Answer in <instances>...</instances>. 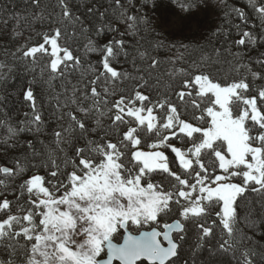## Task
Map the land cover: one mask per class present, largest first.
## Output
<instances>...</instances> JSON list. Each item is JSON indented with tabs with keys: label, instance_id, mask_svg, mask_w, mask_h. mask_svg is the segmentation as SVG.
Returning <instances> with one entry per match:
<instances>
[{
	"label": "snow or ice",
	"instance_id": "obj_1",
	"mask_svg": "<svg viewBox=\"0 0 264 264\" xmlns=\"http://www.w3.org/2000/svg\"><path fill=\"white\" fill-rule=\"evenodd\" d=\"M178 2V9L172 0H167V3H164V0H152L151 4L145 0L141 5L146 12L162 6L161 14L155 17L158 34L162 33L159 35L160 48H163L164 40H189L202 35L201 18L212 12L218 14L215 0ZM84 3L92 4V0H75L77 5L83 6ZM115 3L116 10L112 7L113 0H107L108 6L101 12L102 0H96V3L83 13L84 19H81V16L73 11L72 0H57L58 15L63 18L62 22H67L63 28L65 41L74 42L77 32L88 33L90 28L86 25V20L92 25L95 37L118 32V29L113 27V22L118 15L123 19L124 13L118 10L119 0H115ZM249 5L260 20L261 31L258 34L242 31L241 24L249 23V17L243 9H232L241 23L227 22L242 36L231 44L246 45L251 51L258 45H264V0H249ZM45 9H52L48 20L50 25L54 24L56 9L51 4H44L43 0H25L23 19L30 21L35 17V10ZM6 11V8H0V13ZM20 18L15 13L9 14L3 18L2 23L7 27L11 21ZM127 19L133 20L134 17L128 16ZM225 19L227 20V16ZM69 27L72 28L71 32ZM131 27L132 25H129V28ZM61 35L62 30L57 26L54 34L43 36L44 42L38 47L21 50L18 54L32 57L37 52H46L45 45H50L51 56L55 57L51 60V71L57 72L63 63L64 67L60 69L63 74L68 70L69 62L79 65L80 60L73 56L68 47L58 44ZM132 35H135V32ZM214 35H223L221 48L224 44H229L228 31L221 33L217 30ZM124 45V40L113 36L106 43L89 39L87 46L88 52L102 55L104 71L96 80L103 78L108 82L110 74V78L130 81L133 89H141L136 90L134 96H121L114 103L113 107L117 110L114 117L110 115L112 108H109L107 113L99 111L96 103L99 93L96 87L91 89V96L95 98L92 106L79 108V112L84 113L83 120L77 119L72 112L59 111L68 106L67 102L61 105L57 100V107L50 109V119L57 123L65 121L66 118L69 121L68 126L63 128L68 136L65 143L77 157V161L72 162L76 170L67 174L70 191H65L62 196L56 198L49 188L44 186V175L35 174L30 178H23L26 168L20 167L19 164L16 172L9 167L0 168V172L9 177H21L20 188L26 189L30 196L35 197L29 202L34 205L36 211L29 210L22 219L27 221L28 225L37 226L35 232L31 227L17 231L13 222L21 221V217L7 215V218L2 220L0 256L4 258L0 259V264H17V261L24 264L22 255L27 257V264H36L37 255L48 257V252L41 251V248L46 249L49 243L55 248L56 264H102L97 257L104 251V242L116 231L118 223L127 224L131 221L132 224L140 225L143 221L147 225L158 221L161 213L172 214L173 211L179 216L180 222L175 224L177 243H173L168 249L169 257H177L179 240L184 238V233L189 228L194 227L199 233L197 246L200 244V238L214 236L219 252L231 251L235 254L238 249L247 248L248 251L243 253L244 264H264V245L248 235V231H251L264 238V231H260L261 226H264V112L257 106V99L264 105V87L256 84L257 80H264V76L249 67L253 58L248 57L246 63H241L239 61H243L246 53H234L238 63H227L239 79H232V82L228 83L222 81L228 80L231 74L218 81L211 76L210 70L206 73L203 70L204 65L193 59L192 67L180 72L184 78L175 85H169L165 92L161 93L157 85L152 83L151 71H146L144 75H133L127 71L117 72L110 66V62H119L121 55L128 57ZM61 51L62 58L58 56ZM214 51L219 52V49ZM140 57L144 58L145 53L141 52ZM260 57L255 63L264 67V52L260 53ZM155 65L156 61L152 60L149 68ZM241 69H246L247 74L251 75L250 82H246L247 74L242 75ZM91 83L95 84L96 81ZM30 85L42 87L51 94L50 83L32 80ZM181 86L182 90H177ZM104 91L107 93L108 88L105 87ZM193 91L195 97L199 98L198 102L193 99ZM250 92H258V97L252 95L249 98L246 93ZM173 96L179 103L172 99ZM24 98L31 102L32 116L29 117L25 113L19 132L36 137V144L39 145L37 147L31 140L25 142L27 151L24 158L27 167L45 171L55 168L56 170L50 171L49 174L51 177H57L60 166L46 152L44 142L39 139L47 135V125L36 107L32 86L24 92ZM4 99L6 97H0V101ZM83 99L88 100L89 97L84 95ZM71 102L76 103V100ZM136 102H139V106H136ZM103 103L107 104L108 101ZM154 109L159 110V115L154 114ZM94 110L95 126L86 127L87 121L93 117ZM105 116L111 121L107 127L102 126V118ZM125 117L132 118L136 126L128 127L120 138L121 126L129 124ZM73 124L79 128L78 136L74 134ZM89 133H102L100 141L115 135L118 143L111 140L100 143L88 139ZM54 135L58 141L62 138L60 131H56ZM173 138L185 145L184 150L170 142ZM80 141L84 142V147L75 146ZM25 144L19 143L18 140L11 144L5 141L6 147L9 148L20 149L24 148ZM169 149L174 154L172 159L166 155V150ZM59 151L64 152V149L60 148ZM97 157L101 158L97 160ZM64 163L67 165L69 161L65 159ZM194 165L198 166L199 171ZM173 168L177 170L174 171ZM217 168L222 170V175H214ZM77 172L81 174L78 175ZM193 175L195 183H190ZM234 178L238 182H233ZM48 183L56 191L68 187V184L61 183L58 188L52 180ZM0 184H4V181L0 180ZM197 189L199 194L193 199L192 193ZM41 196L43 198H40ZM181 198L186 203H181ZM78 201H82L83 205L77 203ZM10 203L8 199H4L3 203H0V210H9ZM61 206H64V210H61ZM206 210L209 215L214 212L218 221L214 220L208 225L207 218L203 215ZM74 213H79V220L88 226L79 228L78 231V218ZM34 216L40 217L38 223ZM182 221L190 223L186 227ZM38 228L42 230L37 231ZM78 232L84 233L87 239L81 243H73L75 250H72L68 245ZM21 237L25 241H35L31 244L30 257L26 244H21L18 239ZM159 250L158 245L140 243L129 238L124 247L111 244L108 246L109 256L106 264H111L113 259L121 260L122 264H137L144 255L155 256ZM184 264L188 262L185 261Z\"/></svg>",
	"mask_w": 264,
	"mask_h": 264
},
{
	"label": "trees",
	"instance_id": "obj_2",
	"mask_svg": "<svg viewBox=\"0 0 264 264\" xmlns=\"http://www.w3.org/2000/svg\"><path fill=\"white\" fill-rule=\"evenodd\" d=\"M144 2L145 0H119L118 10L123 12L124 16L121 19L118 15L113 22V27L117 28L118 32L108 33L103 37H95L92 25L86 20L85 23L90 28V31L88 33L77 32L75 41L73 42L71 40L65 41L64 39L63 28L67 22H62L63 18L58 15L57 0H43L44 4H51L56 9L55 23L51 25L49 24L48 16L52 9L35 10V17L28 21L23 19L25 15V0H0V8L7 9L6 12L0 13V66H3L0 67V97H6V99L0 101V168L9 167L16 172L17 164H19L20 167L26 168L23 178L40 174L45 176L46 182L52 179L53 181H59L60 184L63 183L64 180H67V174L76 170L72 162L77 161V157L72 148L65 143L68 136L64 133L63 128L68 126L69 121L67 118L60 123L50 119V109L57 107V100H59L61 105L65 102L68 105L66 108L59 109V111L65 113L72 112L77 119L83 120L84 113L79 112V108L92 106L95 98L91 96V89L92 87H96L99 93V99L96 100L99 111L107 113L108 109L112 108L110 115L114 117L117 112L113 107L114 103L121 96L129 98L134 96L136 90H141L138 87L133 89L130 81H122L120 78H110V74L108 82H105L103 78L96 80V77L104 71L102 67V55L87 51L89 39L106 43L115 36L116 39L124 40V48L129 54L128 57L125 58L121 55L118 58L119 62H110V66L117 72L127 71L133 75H144L146 71H151L153 74L152 83L157 85L161 93H164L169 85H175L184 78L180 75V72L181 70H189L192 67L193 59L204 65L203 70L206 73L210 70L211 76L218 81L225 75L231 74L228 80L222 81L223 83H228L232 82V79H239V77L235 76L227 61H232L233 64L238 63V58L234 56V53L243 52L246 53V56L243 61L239 62L246 63L248 57H252L253 62L249 67L252 71L259 72L261 76H264V67L255 63L256 59L261 58L260 53L264 52V45H258L257 48L249 51L246 45L231 44L232 41L242 38L227 22L231 21L233 24L241 23L235 16V13L232 12L233 8L243 9L249 17L248 25L241 24L242 31H251L257 34L261 31L259 26L260 20L252 11L248 0H215L218 5V14L212 12L201 18L203 25L202 35H197L189 40H164L163 48L158 46L161 43L159 35H162V33L158 34V29L155 27L157 23L155 17L161 14L162 6L156 10H148L146 12L141 7ZM147 2L151 4L152 0H147ZM172 2L178 9V0H172ZM95 3L96 0H92V4L84 3L81 6L75 4V0H72L71 6L73 11L77 15H80L81 19H84L83 13ZM102 3L103 6L100 7L101 12L108 6L107 0H102ZM164 3H167V0H164ZM112 7L114 10L117 9L115 0H113ZM13 13L21 18L11 21L5 27L2 23L3 18ZM128 16H132L134 19L128 20ZM226 16L227 20L225 19ZM129 25H132V27L129 28ZM252 25H256V27H252ZM57 26L62 30L61 38L58 40L59 45L61 47H68L72 51L73 56L80 60L79 65L69 62L68 70L63 74H61L60 69L64 67V64L57 72L50 70V59L46 52V54L37 52L32 57H23L18 54L21 50L38 47L44 42L43 36L54 34V29ZM217 30L221 33L224 31L229 32L228 41L231 46L224 44L223 48H221L220 43L224 37L223 35L216 37L214 32ZM71 31L72 28L69 27V32ZM133 32H135V35H132ZM121 33H125V35H120ZM214 49H219V52L214 51ZM141 52L145 53L144 58L140 57ZM205 57L208 59H205ZM133 60H135V67H133ZM152 60L156 61V65L153 68H149ZM137 69H139V72H137ZM240 71L242 75L247 74L246 69H241ZM32 80H43L45 83H50L51 94L44 91L42 87L30 85V81ZM251 80V75L247 74L246 82H250ZM92 81H96V83L93 84L91 83ZM256 84L257 86L264 87V80H257ZM29 86L33 87L36 97V107L47 125V135L41 136L39 139L44 142L46 152L60 166L57 177H51L49 174L50 171H55V168H49L47 171L44 169H28L24 158V153L27 151L25 142L31 140L36 144V137L19 132V128L23 126L21 121L25 119V113L29 117L32 116L31 102L26 101L24 98V92ZM105 87L108 88L107 93L104 91ZM121 89H124V91H121ZM177 90H182V86ZM84 95H87L89 99L84 100ZM193 95L194 98H198L195 97L194 91ZM246 95L249 97L256 95L258 97V92H250L246 93ZM172 99L176 100V97L173 96ZM72 100H76V103H72ZM105 100L108 101L107 104L103 103ZM176 102L179 103L178 100ZM257 102L258 105H261L259 99H257ZM145 103L147 104V102ZM136 105H139V102H136ZM154 113L157 115L159 110L154 109ZM95 118L96 112L94 110L93 117L87 121L86 127L95 126ZM125 119L129 120V124L121 126L120 138H122L123 132L129 126H135V123L131 120L132 118L125 117ZM110 122L107 116L102 118L103 127H107ZM73 128L75 129L74 134L78 136V126L73 124ZM9 129H12V131H9ZM56 131L61 132L62 138L59 141L54 135ZM100 135L102 133H89L88 139L100 143H107L108 140L118 143L115 135L106 137L104 141H100ZM17 140L19 143L25 144V147L20 149L6 147L5 141L11 144ZM36 146L39 147L38 144ZM75 146L84 147L85 144L83 141H80ZM60 148H63L64 152H60ZM65 159L69 161L67 165L64 163ZM96 159L98 160L100 157ZM61 173H64V175H61ZM4 175L6 174H1L0 172V180L4 181V184H0V198L5 197L9 199L11 208L16 209L18 215L23 216L27 212L29 204L26 198H24L25 195H22L24 189L20 188L22 178L12 177L9 180V177ZM212 221L208 219V225L212 224ZM194 229V227L192 229L189 228L185 233L184 239L179 240L178 255L172 264H184L185 261L188 264H237V262L244 264L243 253L248 251L247 248H241L235 254L232 252V254L227 255L225 252L222 253L217 250L215 237L210 236L207 240L200 238V244L203 241L202 243L206 245L205 249L203 248L204 245L203 247L200 244L197 246L199 233ZM260 231H264V226H261ZM248 233L252 239L264 245V238H261L259 233L253 234L251 231H248ZM237 253H239V256Z\"/></svg>",
	"mask_w": 264,
	"mask_h": 264
},
{
	"label": "rangeland",
	"instance_id": "obj_3",
	"mask_svg": "<svg viewBox=\"0 0 264 264\" xmlns=\"http://www.w3.org/2000/svg\"><path fill=\"white\" fill-rule=\"evenodd\" d=\"M23 44V43H22ZM59 44V43H58ZM45 48H46V53H47V55H48V58L50 59V64H49V67H50V69H51V60L52 59H54L55 57H52L51 56V46L50 45H45ZM41 53H45V52H41ZM45 53V54H46ZM58 56L59 57H63V52L61 51V52H58ZM61 65H63V63H61ZM60 65V66H61ZM58 70H59V68H58ZM57 70V71H58ZM140 89V88H139ZM249 98H251V97H249ZM193 99H196L197 100V102L199 101V98H194V95H193ZM258 103V102H257ZM136 106H139V105H136ZM257 106L258 107H260L261 108V111H263L264 110V105H258L257 104ZM155 114V113H154ZM157 115H159V113L157 114ZM132 120V122H134L135 123V121L133 120V119H131ZM135 126H136V124H135ZM134 126V127H135ZM129 127H131V126H129ZM170 142L171 143H173L175 146H178V147H181L182 148V150H184V148H185V145H183L180 141H178V140H176L175 138H173L172 140H170ZM175 142H178V143H175ZM166 155H169V158L170 159H172L173 158V156H174V154H172L171 152H170V149L169 150H166ZM101 158V157H100ZM122 160L124 159L123 157L121 158ZM170 167H171V165H170ZM194 167H196V170L197 171H199V168H198V166H195L194 165ZM173 170L174 171H176L177 169H175V168H173ZM209 171H211V169H209ZM1 174H4V173H2L1 172ZM223 173H222V170H220L219 168H217L216 169V171H215V173H214V175H222ZM165 175V174H164ZM4 176H7V177H9L7 174L6 175H4ZM10 178H12V177H9V180H10ZM30 178V177H29ZM162 177H157V179H161ZM182 178H185L184 176H182ZM67 179V178H66ZM52 180V179H51ZM53 181V180H52ZM233 182H238L235 178L233 179ZM53 183H56L57 184V187L59 188V186H60V183H59V181H57V180H55V181H53ZM63 183L64 184H68L69 185V181L68 180H64L63 181ZM143 183V182H142ZM190 183H195V178H194V175H193V177L192 178H190ZM44 186L45 187H48L49 188V191L51 192V193H53V195L56 197V198H59L60 196H62L63 194H64V192L65 191H70L71 190V185H69L70 187L67 189H65V188H59V191H56V189H53L52 188V186H51V184H49L48 182H46L45 181V183H44ZM182 187V186H181ZM186 191L188 190V189H185ZM23 194L22 195H25V197L24 198H26V200H27V202H28V204H29V207H28V210H27V212L29 211V210H32L33 212H35L36 211V209H35V207H34V205H32V204H30V200L31 199H35V197H32V196H30V194L29 193H27V190L26 189H24L23 191ZM199 193H198V189H197V191L196 192H193L192 193V197H193V199L198 195ZM40 198H43V196H41ZM1 200H0V203H3V200L4 199H6L5 197H2V198H0ZM9 200V199H8ZM77 203H80L81 205H83V202L82 201H78ZM181 203H186L184 200H183V198H181ZM61 210H64V206H61ZM27 212H25L24 213V215H27ZM76 216H77V218H78V223H77V227H78V229L79 228H84V227H87L88 225L87 224H85L83 221H81V220H79V216H80V214L79 213H74ZM7 215H15V216H19V217H21V221H14L13 222V227H15V229L18 231L20 228H25V227H31L32 229H33V232H35V230H36V225L35 224H33V225H28V223H27V221H23V219H22V217L24 216H20V215H18V212H17V210L16 209H12L11 208V206H10V208H9V210H0V223H2V220L4 219V218H7ZM204 216H206V217H208V219H210V221H214V220H216V221H218L217 220V218L218 217H216L215 216V214H214V212H212L211 213V215H209V213L207 212V210H206V212L203 214ZM25 219H27V217H25ZM40 219V217H35L34 216V220L38 223V220ZM208 221V220H207ZM188 222V221H187ZM212 223V222H211ZM193 228V227H192ZM191 228V229H192ZM40 230H42V228H38V230L37 231H40ZM195 230V229H194ZM80 234H81V236L83 237V238H86L87 239V236L86 235H84V233H82V232H80ZM33 235H35V234H33ZM248 235L250 236V234L248 233ZM19 240H20V243L21 244H26V246H27V248H28V256L30 257L31 256V251H30V249H31V244L32 243H34L35 241L33 240V241H25L22 237L21 238H18ZM81 239L82 238H79V239H77L76 238V236H74L73 237V241H71L70 243H69V247L70 248H72V250H75V246H74V244L73 243H76V242H79V241H81ZM184 239V238H183ZM207 240V239H206ZM180 241H181V239H180ZM203 242V241H202ZM201 242V244H200V246L201 247H203V243ZM164 246V245H163ZM208 246V245H207ZM203 248H205L206 249V245H204V247ZM202 248V249H203ZM241 249V248H240ZM240 249H238V251H240ZM178 250H179V247H178ZM41 251H47L48 252V257L47 258H45L44 256H41V255H37L36 257H35V259H36V264H56V262H55V260H54V256H55V248H54V246L51 244V243H49L48 244V246H47V248L45 249V248H41ZM237 251V252H238ZM225 254H232V252L231 251H228V252H225ZM238 254V256H239V253H237ZM237 256V257H238ZM4 257L3 256H0V259H3ZM22 259L24 260V264H27V257H24L23 255H22ZM17 264H20V262L19 261H17Z\"/></svg>",
	"mask_w": 264,
	"mask_h": 264
},
{
	"label": "flooded vegetation",
	"instance_id": "obj_4",
	"mask_svg": "<svg viewBox=\"0 0 264 264\" xmlns=\"http://www.w3.org/2000/svg\"><path fill=\"white\" fill-rule=\"evenodd\" d=\"M174 222H177V223L180 222V218L175 213V211H173L172 214L161 213L160 218L158 219V221L148 223L147 225H145V223L143 221L141 222L140 225L132 224L131 221H129L127 224H123V225H124V231L127 232V233H129L132 236H137L141 232H149L151 230H155L157 233H159L161 235L164 232V228L169 227ZM182 222H184V221H182ZM189 223L190 222H187V221L184 222V224H185L186 227H187V225ZM120 226H121V224L118 223L117 224V227H116V231L113 232L110 235L108 241H105L104 242V251L100 254L99 257H97V260L98 261H101L102 264H106V262L108 260L107 246H109L110 244L113 245V246H115V247H118L119 245H121V242H122V239H123V235H124V231L120 229ZM78 231H79V229H78ZM176 232L177 231L170 232V238H171V241L173 243H177ZM76 238L77 239L82 238L81 241H79L77 243H81V242H83L84 239H86V238H83L81 236L80 232H78L76 234ZM158 241L162 245L164 244V241H163V239H162L161 236L158 238ZM178 247H179V242H178ZM178 247H177V250H178ZM172 260H174V259H172ZM172 260H170L166 264H170ZM111 264H121V263L113 259L111 261ZM137 264H148V263H146L143 260H139L137 262Z\"/></svg>",
	"mask_w": 264,
	"mask_h": 264
},
{
	"label": "water",
	"instance_id": "obj_5",
	"mask_svg": "<svg viewBox=\"0 0 264 264\" xmlns=\"http://www.w3.org/2000/svg\"><path fill=\"white\" fill-rule=\"evenodd\" d=\"M166 232L163 234L162 239L163 241L167 244L165 248L161 247L158 242H157V236L152 233H143L139 235L138 237H130L128 235H125L122 244L119 247H124L125 241L131 238L133 241L140 242V243H152L153 245H158L159 246V251L155 256H148L144 255L141 259L145 260L149 264H166L169 260L173 259L172 257H169L167 255L168 249L171 248L172 242L170 241V238L168 236L169 232L171 231L170 229L165 230ZM107 253L109 256L108 252V246H107ZM122 264V261L119 259H114Z\"/></svg>",
	"mask_w": 264,
	"mask_h": 264
},
{
	"label": "bare ground",
	"instance_id": "obj_6",
	"mask_svg": "<svg viewBox=\"0 0 264 264\" xmlns=\"http://www.w3.org/2000/svg\"><path fill=\"white\" fill-rule=\"evenodd\" d=\"M165 248V247H164Z\"/></svg>",
	"mask_w": 264,
	"mask_h": 264
}]
</instances>
